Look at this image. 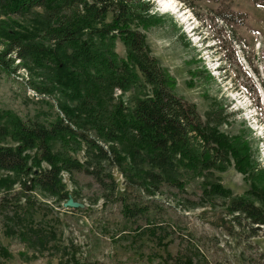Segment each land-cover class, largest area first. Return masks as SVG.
Instances as JSON below:
<instances>
[{"label":"rangeland","instance_id":"374dc122","mask_svg":"<svg viewBox=\"0 0 264 264\" xmlns=\"http://www.w3.org/2000/svg\"><path fill=\"white\" fill-rule=\"evenodd\" d=\"M149 1L153 3L149 15L155 20L138 28L146 35L152 54L175 77L176 92L195 103L205 122L249 140L259 167L257 176L240 170L232 158L205 177L209 184L227 189V196L202 195L197 186L201 178L196 177L182 190L163 185L155 196L145 194L142 201L148 209L128 219L124 203L129 205L135 192L119 198L123 180L113 167L100 174L110 186L114 178L112 190L83 168L61 173L69 196L84 204L81 208L64 207V202L33 189L31 179H17L0 169V264H67L69 258L113 264H189L188 260L191 264H264V225L250 229L243 217L235 220L237 216L225 209L233 198L257 201L251 186L264 187V107L259 110L258 130L241 109L250 100L264 104V4L190 0L189 7L183 0H168L173 6L166 9L160 0ZM180 6L184 12L177 10ZM41 13L40 8H33L1 19H15L30 28ZM13 28L22 30L17 25ZM203 37L209 44L217 43L210 53L203 49ZM3 44L0 38V48ZM114 50L125 55L118 38ZM222 55L228 60H222ZM222 64L229 67L224 74L214 69ZM32 70L18 59L8 71L0 68V109L21 118L53 121L62 115V87L37 90L40 79L36 67ZM237 89L242 92L236 93ZM133 94L134 90L114 91L126 101ZM237 94L242 101L235 100ZM67 102L76 104L75 100ZM73 155L83 161L84 146ZM259 203L264 208V201Z\"/></svg>","mask_w":264,"mask_h":264},{"label":"trees","instance_id":"16d2710c","mask_svg":"<svg viewBox=\"0 0 264 264\" xmlns=\"http://www.w3.org/2000/svg\"><path fill=\"white\" fill-rule=\"evenodd\" d=\"M183 1L191 7L190 0ZM33 8L42 13L30 28L1 19ZM152 8L149 0H0V68L8 71L15 59L24 61L31 71L36 67L37 90L49 92L60 85L65 97L62 115L53 121L0 109L1 170L31 179L33 189L64 202L71 193L63 171L83 168L112 190L114 178L110 186L100 174L113 167L123 180L119 198L135 192L129 205L124 203L128 219L148 209L145 194L153 197L163 185L182 190L196 177L201 178L197 186L202 195L227 196V189L205 177L232 158L240 170L257 176L249 140L205 122L195 103L176 92L175 77L152 54L138 28L153 24ZM115 38L123 43L124 56L115 52ZM116 89L134 94L126 101L114 95ZM71 100L76 104L70 105ZM82 146L83 161L73 155ZM252 192L257 201L233 198L225 209L235 220L243 217L250 229H260L264 187L254 184ZM67 264L113 263L69 258Z\"/></svg>","mask_w":264,"mask_h":264},{"label":"water","instance_id":"95a60500","mask_svg":"<svg viewBox=\"0 0 264 264\" xmlns=\"http://www.w3.org/2000/svg\"><path fill=\"white\" fill-rule=\"evenodd\" d=\"M64 207H73V208H78V207H83L84 204L75 201L71 196L68 197V199L66 201H64L63 203Z\"/></svg>","mask_w":264,"mask_h":264},{"label":"bare ground","instance_id":"6f19581e","mask_svg":"<svg viewBox=\"0 0 264 264\" xmlns=\"http://www.w3.org/2000/svg\"><path fill=\"white\" fill-rule=\"evenodd\" d=\"M161 3L163 4V6L167 9V8H171L173 6V1H166V0H160ZM162 6V5H161Z\"/></svg>","mask_w":264,"mask_h":264}]
</instances>
